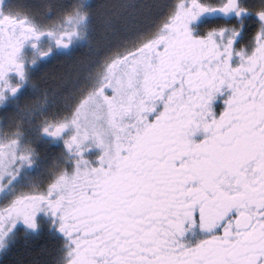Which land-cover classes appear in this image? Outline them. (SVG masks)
<instances>
[{
	"label": "snow or ice",
	"instance_id": "1",
	"mask_svg": "<svg viewBox=\"0 0 264 264\" xmlns=\"http://www.w3.org/2000/svg\"><path fill=\"white\" fill-rule=\"evenodd\" d=\"M89 9L71 4L60 31L26 22L17 30L0 18V100L20 88L9 73L25 79L24 45L47 57L54 49L36 43L47 36L71 50L90 0ZM216 13L239 29L213 24L194 37L191 24ZM247 16L256 24L245 51L235 44ZM101 63V83L71 118L40 129L53 139L72 129L63 141L76 157L71 172L0 206V264L7 237L19 223L35 231L39 212L69 241L65 264H264V0H175L155 31L102 53ZM225 89L215 115L212 101ZM92 147L95 166L84 156ZM10 154L0 152V165ZM197 225L207 235L186 245L181 238Z\"/></svg>",
	"mask_w": 264,
	"mask_h": 264
},
{
	"label": "trees",
	"instance_id": "2",
	"mask_svg": "<svg viewBox=\"0 0 264 264\" xmlns=\"http://www.w3.org/2000/svg\"><path fill=\"white\" fill-rule=\"evenodd\" d=\"M73 3L90 10L89 0H7L12 13H27L32 21L47 24L64 21L65 12ZM90 4L94 11L84 25L79 44L70 53L56 55L48 65L32 71L33 79L20 105L14 106L18 100L10 99L9 107L0 112V136L9 141L20 139L24 146L33 148L44 169L41 175L26 178L19 186L20 193L23 187L45 188L62 173L71 172L73 165L66 153L53 145L51 149L42 140V124L70 115L82 91L88 90V77L94 68L98 70L101 54L116 51L124 40L132 42L151 34L165 20L175 0H90ZM213 24L226 26L216 18L203 19L199 25L191 26L193 36L204 35ZM255 24L256 21L244 22L242 44L250 42ZM232 25L237 27L234 22L228 24ZM14 235L4 253L7 264H63L66 239L49 223L42 222L34 234L18 229Z\"/></svg>",
	"mask_w": 264,
	"mask_h": 264
},
{
	"label": "rangeland",
	"instance_id": "3",
	"mask_svg": "<svg viewBox=\"0 0 264 264\" xmlns=\"http://www.w3.org/2000/svg\"><path fill=\"white\" fill-rule=\"evenodd\" d=\"M6 2H7V0H4V3L2 4V8H1L3 10L4 15L6 14V9H4ZM17 15L22 17V18H28L29 21L31 22V25L37 26L40 29L50 28V29H54L56 31H60V30H63V28L66 26L65 21H59V22L53 23V24L35 23L34 21H32V19H30V16L27 13L25 15H19V14H17ZM11 16H15V15H11ZM224 18L225 17H222V19H224ZM84 25L85 24H81L79 26V30L82 33L84 32V29H85ZM42 39L44 40V41L42 40V43L46 47V49H48L50 47H52L54 49L53 53H59L60 51H64L65 53L66 52L70 53L71 50H73V48L76 47L79 44V42L81 41V39L75 41L71 50H63V49H55L54 42L52 40H50L47 36H42ZM37 48H38V50L42 49L40 44L37 45ZM31 51H33L32 47H31ZM31 51L28 50V56L30 55L33 59H36L38 61L39 56H35ZM103 75H104V69H103L102 63H100L98 70H96L94 68V72L91 74L90 77H88V79H89L88 81H89L90 86H89L88 90H85V92H83L84 90L82 91V95L79 97L78 101L76 102L77 105L74 107V109H76V107L81 104L82 100H84L88 96L89 93H91L93 90H95L97 88V86L101 83V79H102ZM72 113L73 112H71V114L68 116L64 115L62 118H60L56 121H53V123L70 119L72 116ZM46 123L47 122H45L44 124H46ZM44 124H42V126ZM71 134H72V131H70L69 135H71ZM42 137L45 139H48V140L52 139V143L54 142V140H56V139H53V138L46 136V135H42ZM43 138H42V140H44ZM58 139H60V138H57V140ZM12 142L13 141H11V140L9 141L8 139H5L2 136H0V147L4 146L3 151H10L12 153L8 157V160L10 161V163H7L6 165H0V206L7 204L9 201H11L17 197L25 196V195L32 194V193L45 192L49 186V184H48L45 188H42V189H38L36 187L32 188L30 186L29 187H23V188H21L23 190V192H21V193L19 192V190H20L19 186L21 183H23V181L26 178L31 179L35 175H41V173H42V171H44V169H43V165L41 163V159L38 158V155L34 151L33 148L31 149L27 146H24L23 142H20V139H16L15 145H14V151H13ZM46 142H48V141H46ZM58 146L64 152L67 151L64 147V144H62L61 142H58ZM25 155L28 156V160H24L22 158ZM99 155H100V149H98L96 147H92L87 152L84 153L85 158L88 159L89 162L93 166H95L98 163V160L96 158ZM75 159H76L75 157L70 158L72 165H73V161ZM29 160H30V162L33 163V165H32L33 168L30 169V166H28L29 169H26L25 165L26 164L30 165V163L28 164ZM41 222L49 223L51 225L52 224V218L49 215H46L43 218L36 216L37 228L40 225L39 223H41ZM18 229H22V230L24 229V232L27 231L29 233H36V230H37V229L35 231L28 230L23 226L22 223H19L17 226V229L7 237L6 244H8L14 238V236H15L14 234ZM70 247H71V245H70L69 241L66 240V249H65L64 255L69 251ZM66 260H67V257L65 255L64 260H63V264H65Z\"/></svg>",
	"mask_w": 264,
	"mask_h": 264
},
{
	"label": "flooded vegetation",
	"instance_id": "4",
	"mask_svg": "<svg viewBox=\"0 0 264 264\" xmlns=\"http://www.w3.org/2000/svg\"><path fill=\"white\" fill-rule=\"evenodd\" d=\"M4 3V0H0V18H10L12 21L15 22V25L14 27L17 28L18 30V26L21 24V23H28V24H31V22L29 21L28 18H22L20 16L17 15V13H12V9H10L8 6H7V2L5 4V7L4 9H6V14L4 15L3 13V10L1 9L2 8V4ZM15 15V16H11V15ZM222 17H224L223 15H221L220 13H216V14H204L202 15L201 17H199L195 22H193L191 24V26H196V25H199L201 23V21L203 19H218L220 21H223L225 22L226 24V28L228 29H239L240 27V21L236 20L233 16H229V17H225L224 19H222ZM247 21V22H253V21H256L254 17L252 16H247V17H244L243 18V23ZM35 22V21H34ZM236 23L237 24V27L232 25L231 27L228 26V24H232V23ZM36 23V22H35ZM37 23H41V22H37ZM242 33L243 31L241 30L240 32V36L237 38V41H236V44H235V48H240V47H243L245 49V51H248L250 50L251 48V39H250V42L249 43H244L242 44V42H240V39H241V36H242ZM228 33H226L225 35H227ZM42 37L40 38L39 41H36L37 45L40 44L41 45V48L42 49H39V51H46V47L43 45L42 43ZM44 41V40H43ZM33 43V41H28L25 45H24V48L21 50V55H20V59L22 60V63H23V67H24V72H25V79L24 81H20L19 78L15 75V73H9L8 74V78H9V81L10 83L12 84V86H15L17 83L20 84V88L18 89V91L15 93V94H11L10 92H8L7 90L5 91L4 95H5V99L3 100H0V112H5V110L9 107L7 104H8V101L10 99H15V100H18L15 102L14 106H19V102L21 100V98L24 96L23 93L25 92V90L29 87V83L31 82V80L33 79L32 75L33 73H31L32 71L33 72H36L39 67L41 68V66H44L45 65H48L49 62H50V59L53 58V56H61V55H65V54H68V52H64V51H60L59 53H52L51 55L47 56V57H44V58H40L38 59V61L36 59H33L30 55L28 56V50L31 51V44ZM44 46V47H43ZM35 56H38L37 55V52L36 51H31ZM230 63H232L234 66L236 64L239 63V57L233 55V57L231 58L230 60ZM35 75V74H34ZM230 94V92L228 90H224L221 94H217L216 98L212 101V110H213V114L215 115H218L220 113V111L223 110V108L225 107L223 101L227 98V96ZM18 102V103H17ZM162 107V105H158L157 106V109L154 113L150 114L149 115V120L154 118V116L156 114H158V111L160 110V108ZM68 116V115H67ZM2 117H3V114H2ZM60 119V118H59ZM70 131H72L71 128H69L65 133H64V137L60 138V139H56L54 140V142L52 143V139L51 140H48V139H45L42 137V134L41 137L44 139V141H48V145L51 149H53L52 145L53 146H56V147H59L58 146V142H61L62 144L64 139L69 137L70 135ZM41 133V132H40ZM204 133L202 131H198L197 133H195L192 137V139L196 142H199L201 139L204 138ZM6 139V138H5ZM4 149V146H1L0 147V152H4L3 151ZM35 151V150H34ZM66 155L68 157H75L74 155V152L73 153H70L69 151H65ZM69 158V159H70ZM76 158V157H75ZM28 164H29V161H28ZM33 163L30 162V165H25V168L26 169H29L28 166H30V169L33 168L32 167ZM51 183H49L50 185ZM36 216H39L41 218H43L44 216H46L43 212H39L37 213ZM42 223V222H41ZM39 223V224H41ZM44 223V222H43ZM38 224V225H39ZM40 226V225H39ZM38 226V228H39ZM52 230L53 231H56L55 230V227L53 226V224L50 225ZM37 228V230H38ZM22 230V229H20ZM36 230V231H37ZM24 231V229L22 230ZM217 231H219V229H217ZM27 232V231H25ZM29 233V232H27ZM34 234V233H32ZM207 235V233L201 231V229L199 228V226H194L192 227L190 230L186 231L184 236L181 238L182 242L185 243L186 245H193L195 244L196 242H198L200 239L204 238L205 236Z\"/></svg>",
	"mask_w": 264,
	"mask_h": 264
}]
</instances>
